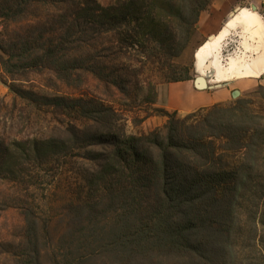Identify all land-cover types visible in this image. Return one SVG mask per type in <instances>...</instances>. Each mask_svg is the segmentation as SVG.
Returning a JSON list of instances; mask_svg holds the SVG:
<instances>
[{
	"label": "trees",
	"instance_id": "trees-1",
	"mask_svg": "<svg viewBox=\"0 0 264 264\" xmlns=\"http://www.w3.org/2000/svg\"><path fill=\"white\" fill-rule=\"evenodd\" d=\"M211 3L120 0L104 7L97 0H0V18L19 20L49 5L57 8L55 25H42L43 30L40 21L23 35L24 52L35 51L28 65L59 77L88 73L106 87L126 92L127 79L115 63L125 47L137 48L141 62L154 64L164 83L193 80L191 68L175 60L188 48ZM153 12L169 25L157 24L130 35L133 39L109 37L123 35L127 28L136 32ZM103 36L109 43L98 49ZM260 90L263 95L264 86ZM71 102L119 132L95 137L97 145L110 141L114 150L86 180L90 199L101 192L117 204L112 211L119 226L115 241L122 251L164 252L194 258L195 264H264V115L241 102L215 104L183 118L159 108L157 113L167 118L165 127L136 137L117 125L115 111L104 102ZM203 118L208 129L200 132L196 125ZM36 144L37 151L62 148L56 139ZM11 151L0 142V158Z\"/></svg>",
	"mask_w": 264,
	"mask_h": 264
},
{
	"label": "rangeland",
	"instance_id": "rangeland-1",
	"mask_svg": "<svg viewBox=\"0 0 264 264\" xmlns=\"http://www.w3.org/2000/svg\"><path fill=\"white\" fill-rule=\"evenodd\" d=\"M118 1L97 0L104 7ZM57 13L58 9L49 5L19 20L0 18V142L12 150L0 158V264H195L194 258L163 255L164 252L158 256L122 251L115 241L119 226L112 211L117 204L112 196L100 195L101 192L95 200L90 199L86 180L114 150L110 141L97 145L95 137L119 132H111L106 121L98 123L89 118L95 113L88 117L78 104L71 102L80 99L104 102L115 111L117 125L128 136L141 137L167 124V118L156 110H169L163 89L173 83H164V76L154 64L141 62L137 48L125 47L115 58L127 79L126 92L108 88L88 73H72L67 78L64 74L59 77L50 70L32 68L27 60L35 51L24 52L26 40L22 37H27V29L40 21L41 29L42 25H47L46 28L55 25ZM148 16L146 25L136 32L127 28L123 35L109 37L113 36L111 39L115 41L133 39L130 35L139 36L157 24L162 28L169 25L156 12ZM263 38L264 27L234 33L224 43L222 64L226 67L239 57L237 54L241 55L242 49L245 51L243 42L250 48L246 56L253 57L256 47H264ZM109 40L100 37L98 49ZM200 46L202 42L195 31L188 48L175 60L191 68V83L203 76L212 85L223 84L206 91H225L227 100L219 104L241 102L254 113L264 115V94L260 93L264 78L217 81L210 64L201 74L195 67V54ZM234 91H240L239 97H233ZM53 98L63 101L49 100ZM88 107L93 111V106ZM188 114L179 112V117ZM197 124L200 132L203 127L208 129L204 118ZM53 139L61 144V149L37 151L36 143ZM39 152L42 159L38 158ZM90 201H99V207L95 208Z\"/></svg>",
	"mask_w": 264,
	"mask_h": 264
},
{
	"label": "crops",
	"instance_id": "crops-1",
	"mask_svg": "<svg viewBox=\"0 0 264 264\" xmlns=\"http://www.w3.org/2000/svg\"><path fill=\"white\" fill-rule=\"evenodd\" d=\"M252 6H256L261 13H255L259 18V21H261V23L263 24L260 25L258 23L259 25L256 26V28H261V26H264L262 16L264 15V0H212L210 7L208 8V10L201 14L199 22L197 24L196 34L198 35L199 40L202 42V44H204L211 36H218L221 31L226 28V23H228V21L230 20V16L236 11V9H249V7ZM240 30L244 32L240 27H236L235 29L231 30L226 37V41L229 40V37L231 35ZM243 45L247 48H245L244 52L242 49L241 55L246 56L245 52L249 54V44L243 42ZM255 50L256 53L253 57L249 58L248 56H246V58L251 62V65L264 63V59H262L261 57L259 58L258 56L261 50L257 47L255 48ZM241 55L237 54V56ZM262 75H264V72L260 75L261 78ZM206 90L207 89H197L195 85L191 83V81L170 84L163 89L164 95H166V108H168L169 110H174L172 112L179 111L193 113L201 108H208L227 100L225 91H215L213 93H209Z\"/></svg>",
	"mask_w": 264,
	"mask_h": 264
},
{
	"label": "bare ground",
	"instance_id": "bare-ground-1",
	"mask_svg": "<svg viewBox=\"0 0 264 264\" xmlns=\"http://www.w3.org/2000/svg\"><path fill=\"white\" fill-rule=\"evenodd\" d=\"M255 13L258 12H253L252 9L249 10L242 8L241 12H239V14L237 13V16L234 19L228 21L226 28L223 29V31H221V33L216 36L213 41H207L200 47V49H198L199 51L197 50L198 53L196 55V68L198 72L204 74L206 68L210 64L213 70L216 72L217 81H224L238 77H260V75L264 72V63L251 65V62L246 58L245 55H241L237 59H234L228 65H226V67L222 64L223 46L226 41V37L231 30L235 29L236 27H240L245 31L258 26L259 24L263 25ZM263 27L264 26H261L262 29ZM261 43L262 46H264V38ZM259 49L261 52L258 54V56L259 58L261 57L264 59V47ZM200 90H204V88Z\"/></svg>",
	"mask_w": 264,
	"mask_h": 264
},
{
	"label": "water",
	"instance_id": "water-1",
	"mask_svg": "<svg viewBox=\"0 0 264 264\" xmlns=\"http://www.w3.org/2000/svg\"><path fill=\"white\" fill-rule=\"evenodd\" d=\"M250 9H252L254 12H258V8L256 6H252ZM242 10V8H238L236 9V11L234 13H232V15L230 16V20L234 19L237 15V13H239ZM227 25V23H226ZM216 38V36H211L207 41H213ZM203 45V44H202ZM200 49V48H199ZM199 51V50H198ZM198 51L196 52V55L198 53ZM196 67V64H195ZM194 85L196 86L197 89H214V88H220L223 86V84H218V85H212L210 83L209 80H206L205 77L203 76H198L195 81H194ZM240 95V91H234L233 92V97L237 98Z\"/></svg>",
	"mask_w": 264,
	"mask_h": 264
}]
</instances>
